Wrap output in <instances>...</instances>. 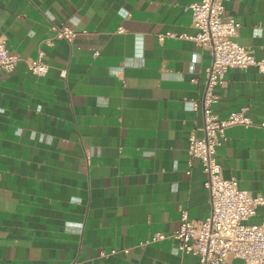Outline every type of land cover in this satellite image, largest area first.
<instances>
[{"label":"crops","instance_id":"0c3cea01","mask_svg":"<svg viewBox=\"0 0 264 264\" xmlns=\"http://www.w3.org/2000/svg\"><path fill=\"white\" fill-rule=\"evenodd\" d=\"M192 1L0 0V35L20 57L0 71V264H198L169 236L183 212H210L187 155L203 122L189 101L211 60L186 37ZM223 4L240 23L235 40L264 59V0ZM45 11L74 29L70 41ZM39 50L42 75L26 66ZM223 80L212 110L244 108L253 124L225 128L221 173L264 195V70L229 67ZM262 218L264 205L250 221ZM154 233L168 236L142 243Z\"/></svg>","mask_w":264,"mask_h":264},{"label":"built area","instance_id":"2783aa9c","mask_svg":"<svg viewBox=\"0 0 264 264\" xmlns=\"http://www.w3.org/2000/svg\"><path fill=\"white\" fill-rule=\"evenodd\" d=\"M223 1L195 0L187 6L195 31L186 37L206 48L211 55L205 69L204 92L199 100L189 101L190 110H196L201 105L203 122L200 135H190L187 148L189 164L191 159L197 158L205 173L203 184L209 193L210 212L203 219H190L183 212L177 229L169 236L177 240L174 247L177 253L197 255L198 264L229 263L235 258L240 259L242 264H264V218L259 222L250 221L256 208L264 205V195L240 188L234 177H224L216 158V149L222 144L225 128L235 124L249 126L253 121L245 114L244 108L232 110L224 118H219L212 110V104L217 101L213 87L223 83L224 73L229 67L245 69L254 65L264 70V59L235 40L240 23L226 13ZM45 15L56 37L68 41L74 37L72 27L55 24L49 11H45ZM165 35L173 33L159 35V39ZM42 55L43 51L39 50L35 58L26 61L29 71L38 75L47 71ZM19 59L17 54L9 51L5 37L0 35V71H11ZM167 236L154 233L142 243L155 242ZM116 251L114 248L109 252ZM123 251L127 249L123 248Z\"/></svg>","mask_w":264,"mask_h":264}]
</instances>
